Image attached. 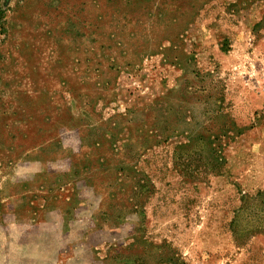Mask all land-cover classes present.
<instances>
[{"label": "rangeland", "instance_id": "rangeland-1", "mask_svg": "<svg viewBox=\"0 0 264 264\" xmlns=\"http://www.w3.org/2000/svg\"><path fill=\"white\" fill-rule=\"evenodd\" d=\"M0 23V264H264V0Z\"/></svg>", "mask_w": 264, "mask_h": 264}, {"label": "trees", "instance_id": "trees-1", "mask_svg": "<svg viewBox=\"0 0 264 264\" xmlns=\"http://www.w3.org/2000/svg\"><path fill=\"white\" fill-rule=\"evenodd\" d=\"M0 28H1V23H0Z\"/></svg>", "mask_w": 264, "mask_h": 264}]
</instances>
